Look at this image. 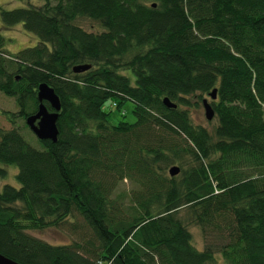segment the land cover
Listing matches in <instances>:
<instances>
[{
  "label": "trees",
  "instance_id": "16d2710c",
  "mask_svg": "<svg viewBox=\"0 0 264 264\" xmlns=\"http://www.w3.org/2000/svg\"><path fill=\"white\" fill-rule=\"evenodd\" d=\"M0 19L36 36L9 53L0 33V92L18 107L3 115L26 127L41 82L61 103L55 142L37 138L36 148L17 125L0 128V163L17 167L18 182L0 188V254L19 264H216L218 254L264 264V0H44L1 7ZM213 88L210 131L185 107ZM124 179L134 187L115 192ZM74 211L88 231L80 241L27 232Z\"/></svg>",
  "mask_w": 264,
  "mask_h": 264
},
{
  "label": "rangeland",
  "instance_id": "374dc122",
  "mask_svg": "<svg viewBox=\"0 0 264 264\" xmlns=\"http://www.w3.org/2000/svg\"><path fill=\"white\" fill-rule=\"evenodd\" d=\"M44 0H0V8L5 9H13L17 7H28L31 4L41 5ZM77 23L82 26L87 31H99L101 30V26L95 21L79 18ZM0 33L5 37V49L9 53H14L22 47L32 46L34 44V40L36 38L32 33L27 32L21 23H17L13 26H4L1 23L0 19ZM206 98L210 101L209 95H204L203 98H191V102H198L197 106L185 107L188 108L192 121L195 124H202L208 130L212 131L213 127L216 125V118L213 117L211 120H208L205 117V110L202 105V99ZM110 100L107 101L104 105V108L108 109L110 106ZM132 104L131 102H127L125 105L126 109V119L133 120V114L131 112ZM3 110L17 111L18 107L15 103L13 97H10L3 92H0V128L9 129L12 127L19 128L20 133L24 137V139L33 147L40 148V144L38 142L37 137L34 135L32 130L27 125L26 127L23 125V120L21 118H15V123H11L8 119L3 115ZM0 165L6 168V175L0 177V188L4 184H11L14 186L18 185V182L15 178V174L17 173V167L15 165H4L0 163ZM173 165V164H172ZM175 165H178L177 163ZM171 166V165H170ZM169 166V167H170ZM168 172V171H167ZM133 184L124 179L119 182L115 192H124L126 193L130 190ZM188 229L192 233L193 243L198 249H202L204 242L203 237L200 233L198 227L189 224ZM87 231L86 226L82 220V217L74 211L71 215H69L63 224L58 227H48L42 230H28L27 232L31 235L39 237L51 244H68L73 241H80L83 237L88 236L84 233ZM88 232V231H87ZM218 263L216 264H224L221 256L217 255Z\"/></svg>",
  "mask_w": 264,
  "mask_h": 264
},
{
  "label": "water",
  "instance_id": "95a60500",
  "mask_svg": "<svg viewBox=\"0 0 264 264\" xmlns=\"http://www.w3.org/2000/svg\"><path fill=\"white\" fill-rule=\"evenodd\" d=\"M154 5V4H153ZM88 64H78L73 67L74 72H83L89 69ZM217 89L213 88L209 96L211 99H215ZM37 110L36 112L29 114L25 118L26 124L40 140H51L55 142L58 137L57 120L61 109V103L58 95L54 89L46 82H41L37 86ZM44 102H47L52 110H49ZM163 103L168 108H176L177 104L171 101L168 97L163 98ZM202 105L205 110V117L211 120L214 117V110L210 102L204 98L202 99ZM180 168L177 165H172L168 169L170 176H175L179 173ZM0 264H19L14 260H11L4 255L0 254Z\"/></svg>",
  "mask_w": 264,
  "mask_h": 264
},
{
  "label": "bare ground",
  "instance_id": "6f19581e",
  "mask_svg": "<svg viewBox=\"0 0 264 264\" xmlns=\"http://www.w3.org/2000/svg\"><path fill=\"white\" fill-rule=\"evenodd\" d=\"M45 103V102H44ZM47 103V102H46ZM48 104V103H47ZM49 105V104H48ZM35 135V134H34Z\"/></svg>",
  "mask_w": 264,
  "mask_h": 264
},
{
  "label": "crops",
  "instance_id": "0c3cea01",
  "mask_svg": "<svg viewBox=\"0 0 264 264\" xmlns=\"http://www.w3.org/2000/svg\"><path fill=\"white\" fill-rule=\"evenodd\" d=\"M36 39V38H35ZM35 41V40H34Z\"/></svg>",
  "mask_w": 264,
  "mask_h": 264
}]
</instances>
